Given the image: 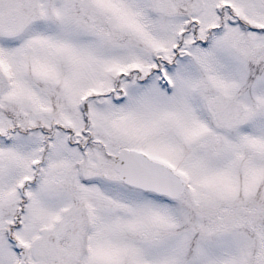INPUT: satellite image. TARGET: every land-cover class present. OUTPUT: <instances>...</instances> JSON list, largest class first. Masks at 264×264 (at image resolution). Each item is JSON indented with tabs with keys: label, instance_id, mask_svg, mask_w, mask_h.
Listing matches in <instances>:
<instances>
[{
	"label": "snow or ice",
	"instance_id": "obj_1",
	"mask_svg": "<svg viewBox=\"0 0 264 264\" xmlns=\"http://www.w3.org/2000/svg\"><path fill=\"white\" fill-rule=\"evenodd\" d=\"M0 264H264V0H0Z\"/></svg>",
	"mask_w": 264,
	"mask_h": 264
}]
</instances>
